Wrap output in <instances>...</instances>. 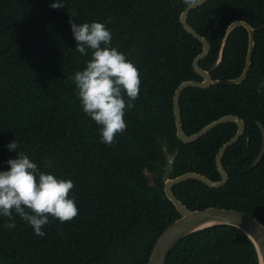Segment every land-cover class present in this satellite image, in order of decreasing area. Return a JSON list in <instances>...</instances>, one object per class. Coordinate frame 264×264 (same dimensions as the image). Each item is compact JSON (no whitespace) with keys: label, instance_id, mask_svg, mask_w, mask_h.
Returning a JSON list of instances; mask_svg holds the SVG:
<instances>
[{"label":"trees","instance_id":"obj_1","mask_svg":"<svg viewBox=\"0 0 264 264\" xmlns=\"http://www.w3.org/2000/svg\"><path fill=\"white\" fill-rule=\"evenodd\" d=\"M0 0V171L18 142L46 173L71 179L78 215L61 223L50 217L43 237L13 214L6 229L0 216V264H147L165 229L181 216L166 196L165 180L199 172L220 180V147L237 124L219 125L185 143L177 135L173 98L185 81H202L193 62L203 45L188 33L183 0ZM101 22L111 31V46L138 68L139 98L126 109V131L107 146L101 126L83 112L72 79L91 58L75 51L70 20ZM235 21L255 30V49L247 79L240 85L189 88L180 98L188 135L224 116L245 121L240 140L223 156L229 178L220 188L189 179L173 187L191 209L209 206L249 213L264 224V0H209L188 22L211 45L200 66L214 80L237 79L245 68L249 34H231L221 63L223 39ZM260 89L259 94L257 89ZM172 158V162L170 159ZM51 160L50 168L45 163ZM166 264H259L252 240L235 226L221 224L180 239Z\"/></svg>","mask_w":264,"mask_h":264},{"label":"clouds","instance_id":"obj_2","mask_svg":"<svg viewBox=\"0 0 264 264\" xmlns=\"http://www.w3.org/2000/svg\"><path fill=\"white\" fill-rule=\"evenodd\" d=\"M183 2L193 6L198 0ZM50 6L65 8L61 0ZM70 25L76 41L74 50L82 56L91 51L85 68L72 77L79 102L83 112L101 126V142L111 146L115 137L126 131V109L133 108L139 98V70L124 53L111 46L112 34L104 23L77 24L71 19ZM261 86L264 87V82ZM6 147L16 153V158L6 161L9 170L0 171V216L8 220L3 226L16 227L15 213L33 228L35 235L43 237L42 229L50 223V217L61 223L73 220L78 215L76 201L70 197L75 187L73 181L42 171L23 151L17 153L16 140ZM51 165L48 160L45 168Z\"/></svg>","mask_w":264,"mask_h":264},{"label":"water","instance_id":"obj_3","mask_svg":"<svg viewBox=\"0 0 264 264\" xmlns=\"http://www.w3.org/2000/svg\"><path fill=\"white\" fill-rule=\"evenodd\" d=\"M209 0H198L193 6H188L181 15V22L185 30L194 38L200 41L203 45L202 52L194 59L193 67L196 73L203 79L202 81H185L176 89L173 103L174 113L176 118L177 135L185 143L193 142L204 135L208 134L214 128L222 124L234 123L237 124L238 129L236 134L226 141L219 149L216 155V164L218 171L221 174L220 180H213L208 176L199 172H187L176 177H169L165 180L166 196L174 203L175 207L181 214L171 225L157 239L147 264H166L168 256L177 242L190 233L205 229L207 227L227 224L240 229L245 233L254 243L257 250L259 264H264V224L254 215L249 213L228 209L223 207L209 206L203 209H191L182 200H180L173 191V187L189 179H197L202 183L213 187L220 188L228 182V172L223 164V156L226 151L236 144L245 132V121L238 116L227 115L210 124L205 125L201 130L191 135H188L182 123L180 98L182 93L189 88L207 89L215 85H240L248 77L252 58L255 49V30L245 21H235L227 29L226 35L223 39L219 60L216 67L221 63L223 55L228 43V40L234 30L238 27H244L249 34L248 53L246 57V64L242 75L237 79L214 80L210 71L204 70L200 63L209 56L211 52V45L208 40L201 36L189 24L188 19L190 13L206 4ZM262 132V147L258 156L254 161L257 165L264 155V125L257 122Z\"/></svg>","mask_w":264,"mask_h":264},{"label":"rangeland","instance_id":"obj_4","mask_svg":"<svg viewBox=\"0 0 264 264\" xmlns=\"http://www.w3.org/2000/svg\"><path fill=\"white\" fill-rule=\"evenodd\" d=\"M171 161V160H170ZM170 163V162H169Z\"/></svg>","mask_w":264,"mask_h":264}]
</instances>
